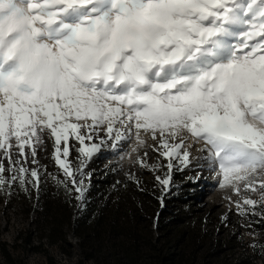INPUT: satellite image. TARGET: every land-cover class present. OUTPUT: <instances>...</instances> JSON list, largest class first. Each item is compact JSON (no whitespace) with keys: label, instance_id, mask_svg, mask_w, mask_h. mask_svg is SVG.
<instances>
[{"label":"snow or ice","instance_id":"6c2138e0","mask_svg":"<svg viewBox=\"0 0 264 264\" xmlns=\"http://www.w3.org/2000/svg\"><path fill=\"white\" fill-rule=\"evenodd\" d=\"M141 132L159 138L165 189L191 137L221 186L259 181L264 204V0H0V190L38 192L51 141L83 201L91 159L132 136L138 151Z\"/></svg>","mask_w":264,"mask_h":264},{"label":"trees","instance_id":"16d2710c","mask_svg":"<svg viewBox=\"0 0 264 264\" xmlns=\"http://www.w3.org/2000/svg\"><path fill=\"white\" fill-rule=\"evenodd\" d=\"M132 177L127 181L105 175L89 185L83 201L58 182L54 189L41 182L36 198L44 215L37 219L39 243L32 244L31 233H19L17 239L30 251L43 252L38 264H264L260 199L249 211L256 213L250 214L253 236L223 238L213 234L215 219L202 217L197 208L182 219L175 199L168 198L158 181ZM45 244L58 248L62 258L42 249ZM0 264L26 261L0 238Z\"/></svg>","mask_w":264,"mask_h":264},{"label":"rangeland","instance_id":"374dc122","mask_svg":"<svg viewBox=\"0 0 264 264\" xmlns=\"http://www.w3.org/2000/svg\"><path fill=\"white\" fill-rule=\"evenodd\" d=\"M141 137L145 140V145L138 151H133L137 147L135 136H132L126 142L122 143L119 151L111 149H102L97 153L88 164L86 173H91L90 178L85 179V184L90 185L105 177L113 175L118 180H129L130 175H138L142 179L155 181L156 176H164L167 172V161L153 149L157 145L159 138L153 140L150 135L141 132ZM187 150L189 151L190 164L183 171L173 168L171 173L170 185L164 193H170L168 198L175 199V207L184 214L189 210L197 208L202 217H210L211 221L215 219L216 225L214 235L223 238L234 236L236 239H249L253 236V226H251L250 214L238 215L236 201H239L249 212L251 206H244L245 197L258 201L260 199L259 181L256 184V190L249 188L244 190L243 183L240 184L241 192L234 191L232 185L221 186L222 175H218V169L210 170L206 163L198 161V157L206 155L200 151L204 147V141H196L189 137L186 141ZM147 153V155H145ZM76 153L70 155L69 160L73 166H76ZM40 163V184L47 183L51 189L55 188L57 181H64L63 171L55 163L52 155V142L48 141L46 150L38 153ZM143 160L147 167L141 166ZM7 167V161H4ZM165 165V167L154 169L152 165ZM178 164V161H174ZM198 164H204V167H198ZM32 167V165H29ZM8 173H5L7 177ZM114 178V177H113ZM157 181V180H156ZM39 191L28 185V191L22 190L18 184L13 185L11 191L5 187L0 190V238L8 244V248L13 254L22 257L26 264H38L44 257L43 252H33L27 246H22V239H17L19 233L32 235V244L37 245L40 235L38 230L37 219L43 213L41 212V201H37ZM252 211V210H251ZM39 215V216H38ZM39 218V219H41ZM16 241V249L11 246ZM73 242V238L70 237ZM42 249H48L58 259L62 258L60 251L53 245L45 244Z\"/></svg>","mask_w":264,"mask_h":264}]
</instances>
